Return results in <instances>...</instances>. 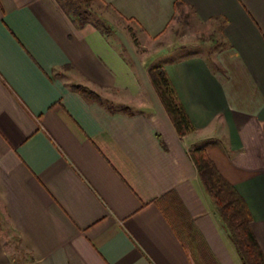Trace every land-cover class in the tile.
Returning a JSON list of instances; mask_svg holds the SVG:
<instances>
[{"label":"crops","instance_id":"obj_1","mask_svg":"<svg viewBox=\"0 0 264 264\" xmlns=\"http://www.w3.org/2000/svg\"><path fill=\"white\" fill-rule=\"evenodd\" d=\"M98 1L141 42L180 7L224 46L142 56L55 0H0V216L20 245L18 261L0 240V264H241L192 147L244 198L264 254V0ZM157 55L194 127L182 138L151 85Z\"/></svg>","mask_w":264,"mask_h":264},{"label":"trees","instance_id":"obj_2","mask_svg":"<svg viewBox=\"0 0 264 264\" xmlns=\"http://www.w3.org/2000/svg\"><path fill=\"white\" fill-rule=\"evenodd\" d=\"M55 1L79 26L89 23L88 17L79 12V8L73 2L70 1L69 3L67 0ZM75 1L81 6L89 7L95 0ZM65 2L68 3L69 8ZM178 7L179 5H177ZM149 78L177 135L182 138L191 134L194 131V127L163 68L161 66L151 67L149 69ZM73 90L86 100L103 105L108 111L116 110L111 103L102 100L97 94L87 88L77 86ZM119 110L128 111L127 108ZM188 155L241 264H264V254L251 230L252 217L244 198L235 187L219 174L203 149L192 147L188 151Z\"/></svg>","mask_w":264,"mask_h":264},{"label":"rangeland","instance_id":"obj_3","mask_svg":"<svg viewBox=\"0 0 264 264\" xmlns=\"http://www.w3.org/2000/svg\"><path fill=\"white\" fill-rule=\"evenodd\" d=\"M76 4L79 8V12L88 17V24L99 29L101 32H109L116 36L119 34L122 38H125L131 46L136 49L137 53L143 56V48L146 51L158 50V49H173L181 54H193L194 52H209L212 50H218L224 46L219 30L217 27H213L211 24H202L198 22L190 13L181 11L179 7L177 14L173 21L163 33V35L155 40L152 44L149 42L144 43L139 41V29L135 24L128 20L120 19L108 6L95 0L89 7H84L75 0H67V2ZM65 2L67 5L68 3ZM69 8V5H68ZM65 12V11H64ZM180 49H183L182 52ZM176 52V53H177ZM175 53V54H176ZM178 53V55H179ZM172 54V57L175 55ZM149 57V56H148ZM159 56L151 57L149 63L152 66H156ZM148 64V61H147ZM104 101L109 102V100ZM0 240L4 246L9 248L10 252L15 253L12 256H17L19 261V243L17 237L9 230L6 222L0 216ZM11 253V254H12ZM29 262V259L24 255L23 252V264Z\"/></svg>","mask_w":264,"mask_h":264}]
</instances>
